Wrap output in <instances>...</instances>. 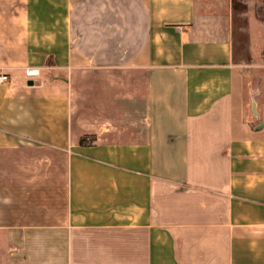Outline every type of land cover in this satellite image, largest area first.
Returning a JSON list of instances; mask_svg holds the SVG:
<instances>
[{
  "label": "crops",
  "instance_id": "0c3cea01",
  "mask_svg": "<svg viewBox=\"0 0 264 264\" xmlns=\"http://www.w3.org/2000/svg\"><path fill=\"white\" fill-rule=\"evenodd\" d=\"M249 17L248 0H0V264H264Z\"/></svg>",
  "mask_w": 264,
  "mask_h": 264
},
{
  "label": "rangeland",
  "instance_id": "374dc122",
  "mask_svg": "<svg viewBox=\"0 0 264 264\" xmlns=\"http://www.w3.org/2000/svg\"><path fill=\"white\" fill-rule=\"evenodd\" d=\"M250 54L239 66L245 104L264 106V0H248Z\"/></svg>",
  "mask_w": 264,
  "mask_h": 264
},
{
  "label": "trees",
  "instance_id": "16d2710c",
  "mask_svg": "<svg viewBox=\"0 0 264 264\" xmlns=\"http://www.w3.org/2000/svg\"><path fill=\"white\" fill-rule=\"evenodd\" d=\"M88 136H82V137H80V139H79V144L80 145H89V144H91L92 143V140L90 139V140H88Z\"/></svg>",
  "mask_w": 264,
  "mask_h": 264
},
{
  "label": "built area",
  "instance_id": "2783aa9c",
  "mask_svg": "<svg viewBox=\"0 0 264 264\" xmlns=\"http://www.w3.org/2000/svg\"><path fill=\"white\" fill-rule=\"evenodd\" d=\"M26 72H27L28 75L35 74V70H32V69H28ZM0 79L5 80L6 79V76L5 75H1L0 76Z\"/></svg>",
  "mask_w": 264,
  "mask_h": 264
},
{
  "label": "water",
  "instance_id": "95a60500",
  "mask_svg": "<svg viewBox=\"0 0 264 264\" xmlns=\"http://www.w3.org/2000/svg\"><path fill=\"white\" fill-rule=\"evenodd\" d=\"M252 107H253V112L255 113V104L254 103L252 104Z\"/></svg>",
  "mask_w": 264,
  "mask_h": 264
}]
</instances>
